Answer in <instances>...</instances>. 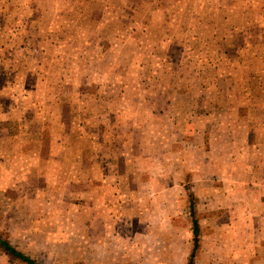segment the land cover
Listing matches in <instances>:
<instances>
[{
	"label": "rangeland",
	"instance_id": "1",
	"mask_svg": "<svg viewBox=\"0 0 264 264\" xmlns=\"http://www.w3.org/2000/svg\"><path fill=\"white\" fill-rule=\"evenodd\" d=\"M191 199L194 264H264V0H0V235L189 264Z\"/></svg>",
	"mask_w": 264,
	"mask_h": 264
},
{
	"label": "trees",
	"instance_id": "2",
	"mask_svg": "<svg viewBox=\"0 0 264 264\" xmlns=\"http://www.w3.org/2000/svg\"><path fill=\"white\" fill-rule=\"evenodd\" d=\"M192 201V199H191ZM191 211L193 214V231H194V247H193V251L191 254V258L189 260V264H194V256L198 247V235H199V222L198 220L194 217L195 214V205L193 203V201L191 202ZM0 247L6 251L7 253L18 257L19 259H21L22 261L26 262L27 264H42L34 259H32L30 256L18 251L7 239H4L1 235H0Z\"/></svg>",
	"mask_w": 264,
	"mask_h": 264
},
{
	"label": "crops",
	"instance_id": "3",
	"mask_svg": "<svg viewBox=\"0 0 264 264\" xmlns=\"http://www.w3.org/2000/svg\"><path fill=\"white\" fill-rule=\"evenodd\" d=\"M255 252V251H254Z\"/></svg>",
	"mask_w": 264,
	"mask_h": 264
}]
</instances>
